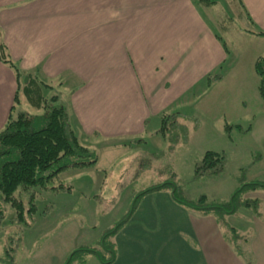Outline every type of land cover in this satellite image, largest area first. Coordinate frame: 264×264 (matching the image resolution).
I'll return each instance as SVG.
<instances>
[{
	"label": "crops",
	"instance_id": "0c3cea01",
	"mask_svg": "<svg viewBox=\"0 0 264 264\" xmlns=\"http://www.w3.org/2000/svg\"><path fill=\"white\" fill-rule=\"evenodd\" d=\"M239 1L248 12L259 4L264 14V0ZM219 4L229 2L0 0V90H6L0 98L2 124L14 105L19 72L21 83L27 75H42L68 90L72 129L86 148L91 136L109 141L130 135L128 125L137 109L144 117L141 109L159 100L165 111L179 96L167 92L183 90L192 68H215L225 59L204 19V9ZM100 109L118 117L117 131L101 119ZM142 126L134 134H143ZM165 190L156 191L146 210L143 203L151 193L138 197L135 212L115 236L111 264H264V195L255 211L230 224L186 208L165 196ZM235 233L244 238L242 253L230 238Z\"/></svg>",
	"mask_w": 264,
	"mask_h": 264
},
{
	"label": "rangeland",
	"instance_id": "374dc122",
	"mask_svg": "<svg viewBox=\"0 0 264 264\" xmlns=\"http://www.w3.org/2000/svg\"><path fill=\"white\" fill-rule=\"evenodd\" d=\"M228 2V6L204 9V19L217 35L225 57L220 66L192 68L183 90L176 92L172 87L167 92L171 94L168 97L179 96L165 111L159 100L141 109L144 117L136 108L138 116L130 117L128 125L130 135L109 141L91 136L87 147L97 157V164L68 169L48 188H36L33 204L31 193L25 192L21 198L26 206L34 205L25 226L17 223L15 211L7 204L0 219V264H66L80 249L97 254L79 252L72 264H102L112 258L115 248V236L106 234L147 190L169 184L163 194L170 198L175 189L178 196L189 201L206 196L208 204H228L242 185L264 183V98L255 69L258 58L264 57V14L258 3L248 12L239 0ZM38 77L52 86L41 89L44 99L59 96L57 105L69 111L68 90L62 89L60 82ZM2 91L1 99L6 94ZM103 109L101 119L117 131L118 117L103 115ZM21 112L34 116L43 113L32 108L23 95L14 117ZM1 119L0 112V132L7 125ZM69 121L71 125L70 116ZM141 124L143 134H134ZM210 151L220 153L223 163L197 174V167L203 165ZM150 193L142 210L159 194ZM261 195L264 189L241 195L236 213L227 215L225 222H241L237 219L261 205Z\"/></svg>",
	"mask_w": 264,
	"mask_h": 264
},
{
	"label": "trees",
	"instance_id": "16d2710c",
	"mask_svg": "<svg viewBox=\"0 0 264 264\" xmlns=\"http://www.w3.org/2000/svg\"><path fill=\"white\" fill-rule=\"evenodd\" d=\"M198 1L208 3V0ZM2 59L5 63L14 65L4 55H2ZM13 67L18 71L15 65ZM255 69L261 79L260 92L264 98V57L258 58ZM22 77L17 72L19 85L14 105L5 129L0 132V219L5 216V206L10 204L18 219L17 223L25 226L27 214L34 211V205L28 208L21 198L25 192L31 193V204H33L36 188L46 189L64 171L71 168L91 167L96 165L98 160L91 150L83 146L76 137L70 125L66 107L57 105L60 102L59 98L55 96L47 101V98L44 99L41 93V89L47 87L46 85L31 74L27 75L24 82L21 83L20 78L22 79ZM21 95L25 97L32 108L42 110L43 113L34 116L21 112L14 117L13 111L16 109V104L21 103ZM223 160L224 157L220 153L207 152L203 165L197 167L196 173L201 174L203 169L216 168L223 163ZM166 187H170L169 184L147 190L139 197ZM53 188L56 189V187ZM258 189H264V183L244 184L236 191L228 204H208L206 196H202L196 202L189 201L178 196L175 189L173 196L179 204L190 210L204 215L215 214L220 217V220L225 221L227 215L236 213L241 195L243 197L244 193ZM138 202L137 198L127 216L110 230L106 237L116 236L120 232L132 217ZM236 236L235 233L230 238L236 250L242 253L244 238L235 239ZM104 247H106L105 244ZM79 252L97 254L95 250L80 249L71 255L66 264H72L77 259ZM115 253V248H113L111 250L112 258L109 261H103V264L113 263L116 257Z\"/></svg>",
	"mask_w": 264,
	"mask_h": 264
}]
</instances>
